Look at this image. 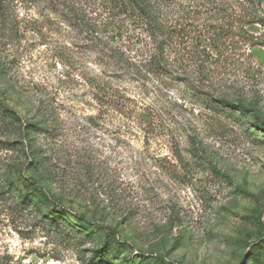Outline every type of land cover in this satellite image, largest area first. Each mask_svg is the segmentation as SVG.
<instances>
[{
	"label": "rangeland",
	"instance_id": "374dc122",
	"mask_svg": "<svg viewBox=\"0 0 264 264\" xmlns=\"http://www.w3.org/2000/svg\"><path fill=\"white\" fill-rule=\"evenodd\" d=\"M1 4L0 264H264V46L207 86L119 67L110 0Z\"/></svg>",
	"mask_w": 264,
	"mask_h": 264
},
{
	"label": "trees",
	"instance_id": "16d2710c",
	"mask_svg": "<svg viewBox=\"0 0 264 264\" xmlns=\"http://www.w3.org/2000/svg\"><path fill=\"white\" fill-rule=\"evenodd\" d=\"M0 0V9H2ZM112 11L119 16L116 34L121 37V27L127 24L130 32L128 44H120L111 50V58L119 67H136L143 63L145 71L158 76H181L183 79H196L204 85L213 76L224 70L230 53L240 52L244 46H264L261 34L250 31L252 25H263L261 9L264 0H110ZM224 14L226 22L209 21L216 14ZM191 14H206L200 23ZM126 36L125 38H127ZM130 40V41H129ZM131 44V46H129ZM132 61V62H130ZM142 67V68H144ZM222 72V71H221ZM196 89V86L194 87ZM207 107L218 104H233L225 96L200 97ZM238 106H244L239 101ZM27 129H32L28 127ZM34 130V129H33ZM32 137H30V140ZM28 140V139H27ZM27 199V198H25ZM46 200L47 198L44 197ZM47 210L53 219L57 215ZM84 236H88L85 233ZM100 251H94L96 254ZM105 262V255L100 256Z\"/></svg>",
	"mask_w": 264,
	"mask_h": 264
}]
</instances>
